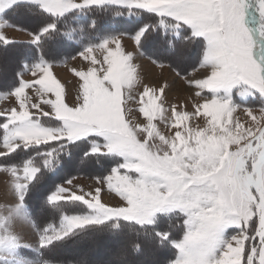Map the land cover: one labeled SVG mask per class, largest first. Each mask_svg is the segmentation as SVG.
I'll return each instance as SVG.
<instances>
[{"label": "snow or ice", "instance_id": "1", "mask_svg": "<svg viewBox=\"0 0 264 264\" xmlns=\"http://www.w3.org/2000/svg\"><path fill=\"white\" fill-rule=\"evenodd\" d=\"M105 17L129 24L100 34ZM6 28L25 31L31 47L12 53L11 74L0 61L8 88L0 95L18 105L0 112V158L23 154L2 166L14 202L0 208V264H93L87 256L43 254L89 229L103 234L100 264H144L166 248L172 254L152 264H264V0H0L5 52L15 44ZM125 35L135 52L125 51ZM66 50L87 63L71 69L78 78L71 105L52 72ZM142 55L176 69L193 89L192 111L166 104L167 85H145L137 101L145 123L130 122ZM238 110L249 120L236 117ZM76 159L100 164L95 179L119 197L116 205L102 202V187L79 195L63 186L38 190L46 172ZM45 213L58 223L41 224ZM18 218L30 222L34 244L16 231ZM125 224L135 226L134 239Z\"/></svg>", "mask_w": 264, "mask_h": 264}, {"label": "rangeland", "instance_id": "2", "mask_svg": "<svg viewBox=\"0 0 264 264\" xmlns=\"http://www.w3.org/2000/svg\"><path fill=\"white\" fill-rule=\"evenodd\" d=\"M125 22V24L129 23L128 21ZM126 28L127 26L110 32L104 29L100 34H119L124 32ZM5 32L8 38L14 40L15 43H22L24 45L30 44L31 38L25 31H21L17 28H6ZM122 44L125 51L135 52V44L127 35L122 37ZM14 52L15 51L10 49L7 50V52H2L0 61L8 62L9 66L11 64V55ZM98 54L99 53H97V55ZM64 55L67 56L66 54ZM74 55H76L75 52L66 58H60L62 57L60 56L53 61L54 66L52 68L53 75L60 81L65 90V102L69 105L75 101L78 91V78L74 76V73L71 71V69L87 67V63L82 61L78 56L76 59H72V56ZM135 63L139 65L140 82L133 93L136 99L129 101L127 106L129 110L127 115L130 122L133 124L145 123V117L139 112V104L137 102L139 100V93L143 91V87L145 85L155 88H160L161 86L167 85L164 93L166 104H174L177 105L178 108L179 106L186 104L187 108L185 110L192 111L191 100L195 99L193 95V89L189 88L181 76L177 75L176 69L169 67L160 68L156 66L152 62V59L149 55L138 56L135 60ZM8 66L7 72L10 74L11 68H8ZM201 72L202 70H197V72L194 73L195 78H200ZM191 78H193V76H189V79ZM24 79H31V76L25 75ZM0 82H2V80H0ZM5 90L6 89L2 91L0 90V93L8 91ZM26 91L30 97V103H35L38 101V97L31 89ZM251 106L254 109H258L259 107L258 104H252ZM13 107L18 108L14 97L0 95V112L6 109L10 110ZM43 107L46 111L48 110L47 106ZM33 111H35V109H33ZM168 115H171L170 111ZM234 115L241 121L249 120L242 110H238ZM0 122H3L2 118H0ZM155 123H157L160 130L165 134H170L172 131L158 121ZM0 151H4V149L0 148ZM21 159H23V154L20 156H15L14 154L11 161L0 158V208L4 207L6 204H11L14 202L11 194L8 192L11 183V177L9 173H6L2 170V166L11 162H19ZM96 164L98 163L95 161L82 164L80 163L79 159H76L72 165L66 168L57 169L54 175L51 172H46L40 185H38V190L46 194L55 186H63L70 187L76 194L79 195L84 193L94 194L95 188L102 187V202L109 205H116L119 202V197H117L115 193L110 192L106 186L98 184L95 179V177L100 175L103 171V169ZM105 167H110V165H106ZM68 180L72 181L71 185L67 183ZM36 191L37 189H34L33 194H35ZM27 202L29 206L34 203L31 195L29 196ZM46 220H48L50 223H58V218L49 216L47 213L39 217V222L41 224H43ZM134 227V225H123V232L128 239H134V236L129 231L130 228ZM15 229L23 235V238L27 243H35L36 237L33 230L31 229L30 222L27 224L23 218H18L15 222ZM92 231V229H89L83 235L69 238L66 241L56 242L53 246L44 250V257L54 261H70L80 258L82 259L87 256L90 259H94L93 264H100V260L106 258L105 249L102 243H100L103 234L94 233ZM171 254V249L166 248L157 250L154 254L149 253L144 258V264H152L154 260H160L163 262L165 257L170 256ZM24 255L33 257L34 254L31 251H25ZM111 259L115 260L116 256L113 254Z\"/></svg>", "mask_w": 264, "mask_h": 264}, {"label": "trees", "instance_id": "3", "mask_svg": "<svg viewBox=\"0 0 264 264\" xmlns=\"http://www.w3.org/2000/svg\"><path fill=\"white\" fill-rule=\"evenodd\" d=\"M104 19L106 21L102 24V30L106 29V30H108V32H110V31H116L117 29L119 30L120 28H124V27L128 26V24H129V23L125 24L126 23L125 22L126 20H123V19H120L115 24L114 23L107 22V19H108L107 17H105ZM30 47H31L30 45H24L22 43H15V44L11 45L9 47V49L10 50H13L15 52H27V51H29ZM0 50H1L0 56H2V52H4V50L3 49H0ZM76 50H78V47H77ZM74 52L75 51H72V50H66V52L64 54H66L67 56H65L64 54H62L61 55L62 57H60V58H66V57H68L69 55H71ZM7 64H8V62H7ZM8 68H11V70H10V74H11L12 73L11 64L8 66ZM2 83L3 82H0V90L1 91L4 90V89L8 90V88L5 86V84L4 83L2 84ZM96 165H98L99 167H101L100 164H96Z\"/></svg>", "mask_w": 264, "mask_h": 264}]
</instances>
